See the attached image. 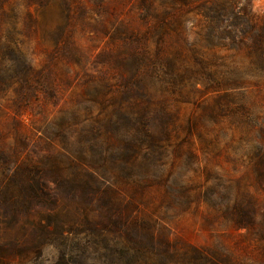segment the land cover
I'll return each instance as SVG.
<instances>
[{
	"label": "rangeland",
	"instance_id": "rangeland-1",
	"mask_svg": "<svg viewBox=\"0 0 264 264\" xmlns=\"http://www.w3.org/2000/svg\"><path fill=\"white\" fill-rule=\"evenodd\" d=\"M263 21L264 0H0V264H264V78L227 35ZM43 225L63 238L31 248Z\"/></svg>",
	"mask_w": 264,
	"mask_h": 264
},
{
	"label": "trees",
	"instance_id": "trees-1",
	"mask_svg": "<svg viewBox=\"0 0 264 264\" xmlns=\"http://www.w3.org/2000/svg\"><path fill=\"white\" fill-rule=\"evenodd\" d=\"M214 4V2H211V5L206 8L209 10H215L216 5ZM206 19L209 20V26H212L215 21H217L218 17L206 16ZM213 32L214 31L209 32V35H207L211 39L215 37V33ZM241 34L242 35H240L238 31H235V33H227V35L231 36L233 40L234 38L238 37L240 41L243 42H241V44L243 45H246L245 42L250 40V43L246 46L248 49L250 60L252 61L251 67L253 69V72L257 76L264 78V21L261 27L259 25H250L246 30L241 31ZM130 109L133 110L134 114V112H138L137 109L139 108L131 107ZM122 117L128 124H132L135 122L133 121L135 119H128V117H125L124 115H122ZM136 121L141 122V119H137ZM50 170L47 169V172H45V180H43L42 182L35 181L34 183L29 184L28 187L23 191L22 203L26 206V209H32V207L35 205V202L38 201L39 198L47 194V188L51 184H54L56 187L61 185V171H59L57 168H51ZM49 229L50 227L47 225H43L41 227V231L38 235V239L40 241H37V243H35V246L31 248H40L41 246L43 247L44 241L49 238L48 236H53L54 238H59L60 236L61 238H63V231L61 229H56L54 231Z\"/></svg>",
	"mask_w": 264,
	"mask_h": 264
}]
</instances>
